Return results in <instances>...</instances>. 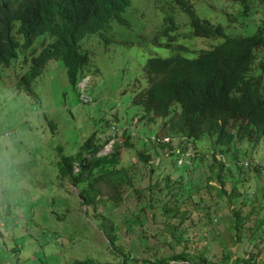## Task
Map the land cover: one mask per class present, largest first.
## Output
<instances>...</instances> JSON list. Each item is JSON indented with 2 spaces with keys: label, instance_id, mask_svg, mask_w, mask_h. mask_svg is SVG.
Instances as JSON below:
<instances>
[{
  "label": "trees",
  "instance_id": "16d2710c",
  "mask_svg": "<svg viewBox=\"0 0 264 264\" xmlns=\"http://www.w3.org/2000/svg\"><path fill=\"white\" fill-rule=\"evenodd\" d=\"M132 1L0 0V64L8 65L17 56L18 47L28 49L22 52L28 63L16 80L18 89L33 97L36 94L31 89L33 79L48 63L55 61L64 65L67 82L74 89L81 74H86L84 66L89 59L87 50L81 47L82 37L95 33L107 40L112 21L128 25V17L122 11ZM176 1L186 15L191 35L217 41L188 55L179 52L183 46L172 41L167 31L168 41L163 42V46L170 47L172 52L145 57L141 66L144 86L128 89L127 103L133 106L134 114L138 109L135 120L141 122V128L132 133L135 122L131 123V118L119 125L115 109L105 111L95 119V125L81 138L74 151H62L60 145L56 146L57 175L75 186L80 197L78 202L85 206L84 212L92 215L106 235L110 253L119 251L120 258L107 263L206 264L203 250L195 253L187 246L188 235H184L185 243L177 250L165 255L153 251L149 254L151 258L136 257L132 250L120 249L116 235L119 229L125 230L134 224L143 230L145 214L155 204L167 217L177 216L176 222L180 224L179 219L194 208L188 186L200 182L201 178L187 177L182 183L179 178L172 177L171 170L159 166L164 161L169 162L173 170L204 165L208 173L201 172L200 176L205 175L204 185L215 190V199L224 201L232 239L241 240L245 231L247 243L251 245L245 248L244 254H235L231 264H264V257L261 258L264 254V204L257 199V189L247 190L249 196H246L237 190L242 178L228 180V187L224 182L230 166L242 170L243 165L238 164L235 157L237 151L244 153V150H239L237 144L247 140L255 146L264 141V58L254 62L256 49L264 50V18L260 24L246 22L252 27L248 32L228 33L221 24L199 18L187 0ZM238 1L244 5L240 13L247 15L246 0ZM176 26L172 14L164 11L163 27L172 30ZM122 36L123 31L119 37ZM134 36L139 37L136 33ZM112 42L117 41L113 38ZM157 119L159 127L153 129ZM111 125L115 128L113 136ZM149 135L159 139H150ZM110 136L113 140L109 150L100 153ZM163 136L167 139H162ZM204 137L209 143L206 150L189 147L192 140ZM132 139L141 146L135 154L148 165V175H155L145 184L147 191L154 193L149 192L135 212L124 214L117 208L131 178L125 165L119 162L122 149L133 145ZM149 148L153 151H148ZM177 152L184 155L188 152V161L177 164ZM226 152L234 157L229 162L222 158ZM243 164L248 165V162ZM209 180L215 183L208 184ZM155 192L163 193L159 196ZM179 201L183 206L180 207ZM203 216L211 221L205 212ZM123 223L126 225L121 228ZM169 227L171 237L177 239L182 231L175 230L174 224ZM77 261L92 264L88 258L74 260V264Z\"/></svg>",
  "mask_w": 264,
  "mask_h": 264
},
{
  "label": "rangeland",
  "instance_id": "374dc122",
  "mask_svg": "<svg viewBox=\"0 0 264 264\" xmlns=\"http://www.w3.org/2000/svg\"><path fill=\"white\" fill-rule=\"evenodd\" d=\"M187 1L199 18L221 24L228 33L248 32L252 27L246 22L260 24L264 18V2L259 0H246L247 15L240 13L244 5L238 0ZM127 7L122 12L130 23L112 21L107 40L95 33L82 37L81 47L87 50L89 59L84 66L86 74H81L74 86L77 95L68 84L64 65L59 61L48 63L33 79L31 89L36 93L33 97L15 85L18 75L27 66L23 54L28 49L18 47L17 56L8 65L0 64V264H74V260L82 258H88L92 264H109L107 261L120 258L119 251L110 253L106 235L92 215L84 212L85 206L78 202L80 197L75 186L58 177L56 146L60 145L62 151H74L95 125V119L110 109H115L119 125L130 118L131 123L135 122L132 133L141 128V122L135 120L138 109L134 114L133 106L127 103L128 89L144 86L141 66L145 57L172 52L170 47L163 46V42L168 41L167 31L172 41L183 46L179 52L188 55L217 41L191 35L186 15L176 0H133L129 10ZM164 11L172 14L177 24L175 29L163 27ZM113 38L117 42H112ZM255 54L254 62L264 58L263 49H256ZM82 77H86L84 84H80ZM81 96L91 99L82 101ZM158 123L159 119L152 128H158ZM109 141L110 138L100 153L109 150ZM131 141V147L122 149L119 162L125 165L131 178L117 208L124 214L135 212L144 197L149 192L154 193L147 191L145 184L155 175H148V165L135 154L141 146ZM188 145L201 151L209 147L206 137L192 140ZM237 145L239 150H244V153L237 151L235 157V161L243 165L242 170L230 166L225 173V186L228 187V180L242 178L237 190L249 196L247 190L257 189V199L264 204V141L251 146L249 141L242 140ZM222 158L229 162L234 157L226 152ZM161 166L171 170L172 177L182 183L187 177L201 178L200 182L188 186L194 208L179 219V224L177 216L167 217L153 205L145 214L143 230L134 224L116 232L120 249H130L136 257L151 258L149 254L153 251L165 255L177 250L188 235L187 246L195 253L203 250L206 264H231L235 254H244L245 248L251 247L245 231L241 240L232 239L224 201L215 199V190L204 185L205 175L200 176L201 172L208 173L206 166L173 170L167 161L159 168ZM207 183L212 185L215 181ZM181 191L186 192L184 188ZM155 193L162 196L163 192ZM179 205L183 206L180 201ZM204 212L211 221H206ZM170 224L182 231L177 239L169 233ZM169 238L171 240L167 241Z\"/></svg>",
  "mask_w": 264,
  "mask_h": 264
},
{
  "label": "built area",
  "instance_id": "2783aa9c",
  "mask_svg": "<svg viewBox=\"0 0 264 264\" xmlns=\"http://www.w3.org/2000/svg\"><path fill=\"white\" fill-rule=\"evenodd\" d=\"M82 78H84V77H82ZM86 79V77L84 78V79H81V81H80V84H84V80ZM80 80V79H79ZM79 84V83H78ZM85 95V94H84ZM81 99H83V100H85V98L83 97V96H81ZM111 135L113 136V134H114V127L111 125ZM111 136V138H110V141H109V144H110V142L112 141L111 139L113 138ZM148 138H150V139H156V140H158L159 139V137L158 136H154V135H149L148 136ZM162 139H167V137L166 136H163L162 137ZM189 154H188V152H185V155L184 154H180V153H178L177 152V157H176V163L177 164H182V163H185V162H187L188 161V158H187V156H188Z\"/></svg>",
  "mask_w": 264,
  "mask_h": 264
},
{
  "label": "clouds",
  "instance_id": "9594fccd",
  "mask_svg": "<svg viewBox=\"0 0 264 264\" xmlns=\"http://www.w3.org/2000/svg\"><path fill=\"white\" fill-rule=\"evenodd\" d=\"M79 81V80H78Z\"/></svg>",
  "mask_w": 264,
  "mask_h": 264
}]
</instances>
